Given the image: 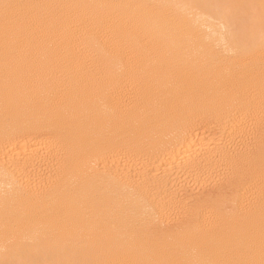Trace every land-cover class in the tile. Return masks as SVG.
Here are the masks:
<instances>
[{"label":"bare ground","instance_id":"6f19581e","mask_svg":"<svg viewBox=\"0 0 264 264\" xmlns=\"http://www.w3.org/2000/svg\"><path fill=\"white\" fill-rule=\"evenodd\" d=\"M0 264H264V0H0Z\"/></svg>","mask_w":264,"mask_h":264},{"label":"rangeland","instance_id":"374dc122","mask_svg":"<svg viewBox=\"0 0 264 264\" xmlns=\"http://www.w3.org/2000/svg\"><path fill=\"white\" fill-rule=\"evenodd\" d=\"M211 136V135H210Z\"/></svg>","mask_w":264,"mask_h":264}]
</instances>
